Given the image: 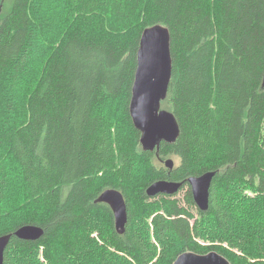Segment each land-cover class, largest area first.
I'll list each match as a JSON object with an SVG mask.
<instances>
[{
	"label": "trees",
	"instance_id": "16d2710c",
	"mask_svg": "<svg viewBox=\"0 0 264 264\" xmlns=\"http://www.w3.org/2000/svg\"><path fill=\"white\" fill-rule=\"evenodd\" d=\"M47 1L0 0V237L24 225L45 230L38 241L13 237L4 264H14L13 249L41 248L47 264H70L89 248L98 216L107 218L112 234L96 264H115L111 248L151 264L152 245L133 229V194L147 201L154 182H185V206L193 208L187 181L211 171L217 175L210 207L197 209L194 224L176 201L152 205L159 207L151 212L158 239L172 234L183 248L171 264L187 251L264 264V0H65L62 38L51 46L38 80L20 88L29 92L16 105V84L29 75L38 37L51 21ZM156 25L171 33L172 80L163 104L181 131L175 144L162 143L160 157L143 151L129 109L140 40ZM113 102L123 107L120 119L103 111ZM171 156L178 164L170 172L162 160ZM7 159L25 187L14 212L5 200ZM137 162L149 179L135 190ZM107 189L126 199L123 235L111 208L95 203ZM208 223L223 237L237 227L252 240H224L227 245L204 251L195 239Z\"/></svg>",
	"mask_w": 264,
	"mask_h": 264
},
{
	"label": "water",
	"instance_id": "95a60500",
	"mask_svg": "<svg viewBox=\"0 0 264 264\" xmlns=\"http://www.w3.org/2000/svg\"><path fill=\"white\" fill-rule=\"evenodd\" d=\"M171 33L163 25L147 28L141 37L137 53V70L132 89L130 115L135 128L141 133L140 144L144 152H156L160 157L162 143L175 144L180 137V125L175 115L161 108L167 99L172 80L173 60L171 52ZM264 88V79H263ZM171 172L175 169V161L167 158L162 160ZM217 172H206L191 177L187 183L193 199L201 212L210 207L212 182ZM186 185L185 182L159 180L146 190L150 198L159 195L175 196ZM95 203L107 204L115 218V229L119 235L126 233L129 222L128 205L122 192L107 189ZM45 235L40 226L24 225L13 234L0 237V264L5 263L6 250L13 237L22 241H38ZM174 264H231L221 254L212 251L208 254L184 252L177 257Z\"/></svg>",
	"mask_w": 264,
	"mask_h": 264
},
{
	"label": "rangeland",
	"instance_id": "374dc122",
	"mask_svg": "<svg viewBox=\"0 0 264 264\" xmlns=\"http://www.w3.org/2000/svg\"><path fill=\"white\" fill-rule=\"evenodd\" d=\"M6 1L7 0H4V3H6ZM43 8L46 10L48 15L52 16L51 21L48 20V27L42 33H40L38 37L37 46L34 49L31 61L26 71V73H29V75L27 77L23 76L16 84L19 88V94L15 95L14 97V102L16 105L21 104L23 101V95L29 92V90H23L20 88H23L24 85L27 87L29 84L35 82V80H38L42 70L43 62L46 61L51 51V46L52 48L54 47L57 40L62 38L64 32L62 28V13H64L65 0H48L47 4H45ZM161 108L169 111V106L166 104L162 103ZM103 111L106 115L109 114L113 118L120 119L122 117L123 107L120 103L113 102L105 105L103 107ZM262 133L264 135V127ZM169 158L175 161V165L178 164V160L175 157L171 156ZM152 162L157 165V168L161 167L159 163L157 164L155 161ZM4 168L8 179L5 200L7 205L11 207H8L9 211L14 212V210L24 203L23 194L25 193V187L22 180L20 179V175L17 173V167L11 159L4 161ZM145 170L146 168L142 166L141 162H137V164H135L133 171L135 190L137 187L143 186L146 180L149 179V177H146ZM187 191L188 187L186 186L173 197L164 198L159 196L155 198H149L147 201H144L139 198V196L136 197V195L133 194L134 200L132 207L136 210L135 213L138 212L132 221L133 229L143 236L149 244L152 245L151 247L154 251V256L152 258L151 264H171L174 255L183 249L180 242H178V240L172 234H167L164 240L158 239L157 232L153 224V215L151 214V212H154L159 208L156 206H164L163 204L166 200L176 201L179 206L184 207L188 212H191L193 224L195 223L196 219H199V209L197 206L193 208L185 206V197L187 195ZM245 194L251 195L252 193L250 190H247ZM158 212L164 211L160 210ZM207 222L209 221H204L203 225H206ZM207 226L208 227L206 228L205 232L203 229L201 230L200 238L195 239V246H201L204 251H209L215 246L227 245L224 243V240L232 239L237 241L239 244H248L249 240H252V238L250 239L247 233H245L243 230H239L237 227L236 231L233 228L231 236L223 237L221 234L218 235L216 231L213 230L211 223H208ZM92 227L93 229L90 237L89 248L76 257L71 258L70 264H96L97 258L102 252V245L109 239L110 234H107V232H111L110 224L107 218H104L103 216H98V219L94 222ZM110 252L115 264H137V262L130 255L116 251L114 248H111ZM234 252L238 253V255H243L242 252H238L237 250H234ZM12 255L14 264H47L49 262V259L45 257L44 248H41L38 251H22L19 249H13Z\"/></svg>",
	"mask_w": 264,
	"mask_h": 264
}]
</instances>
